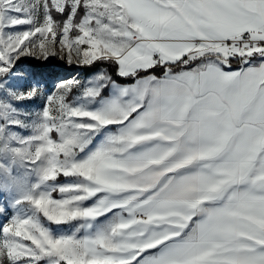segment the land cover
Here are the masks:
<instances>
[{
    "label": "snow or ice",
    "instance_id": "obj_1",
    "mask_svg": "<svg viewBox=\"0 0 264 264\" xmlns=\"http://www.w3.org/2000/svg\"><path fill=\"white\" fill-rule=\"evenodd\" d=\"M10 207L0 264H264V0H0Z\"/></svg>",
    "mask_w": 264,
    "mask_h": 264
},
{
    "label": "rangeland",
    "instance_id": "obj_2",
    "mask_svg": "<svg viewBox=\"0 0 264 264\" xmlns=\"http://www.w3.org/2000/svg\"><path fill=\"white\" fill-rule=\"evenodd\" d=\"M58 63H63V62H58ZM24 67L27 68V67H30V65L29 64H25ZM65 68H67L68 71H66L62 75H64L68 79H71L74 76L80 77V78H87V77H90L91 75H93V74H91V75L86 76V75L83 74L82 68L81 69H77V68H75V66L69 68L67 65H65ZM23 103L29 109L43 107V101H25ZM66 179L67 178L59 177L57 182L65 181ZM53 196H54V198H58V193H54ZM7 212H8V216L7 217L0 216V228H2L3 225L8 222V218L13 216L14 209L10 207V208L7 209ZM65 227H67V226H65Z\"/></svg>",
    "mask_w": 264,
    "mask_h": 264
},
{
    "label": "trees",
    "instance_id": "obj_3",
    "mask_svg": "<svg viewBox=\"0 0 264 264\" xmlns=\"http://www.w3.org/2000/svg\"><path fill=\"white\" fill-rule=\"evenodd\" d=\"M101 68L107 70V72L109 74H111L114 78H117L116 75H115L116 69L112 65H109V64H99L98 67L94 66L93 69H91V70L82 69V72H83L84 75L88 76V75H91V74L99 71ZM117 79H119V78H117Z\"/></svg>",
    "mask_w": 264,
    "mask_h": 264
}]
</instances>
